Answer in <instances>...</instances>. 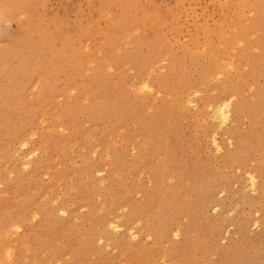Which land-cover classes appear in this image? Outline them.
Here are the masks:
<instances>
[{
  "label": "rangeland",
  "instance_id": "374dc122",
  "mask_svg": "<svg viewBox=\"0 0 264 264\" xmlns=\"http://www.w3.org/2000/svg\"><path fill=\"white\" fill-rule=\"evenodd\" d=\"M0 264H264V0H0Z\"/></svg>",
  "mask_w": 264,
  "mask_h": 264
},
{
  "label": "bare ground",
  "instance_id": "6f19581e",
  "mask_svg": "<svg viewBox=\"0 0 264 264\" xmlns=\"http://www.w3.org/2000/svg\"><path fill=\"white\" fill-rule=\"evenodd\" d=\"M250 3V2H249ZM242 6H243V4H242ZM255 10V9H254ZM232 18V17H231ZM47 19V18H46ZM82 20V19H81ZM232 21V20H231ZM244 37V36H243ZM245 38V37H244ZM263 72V71H262ZM260 75H261V73H260ZM245 98V97H244ZM243 98V99H244ZM242 102V101H241ZM219 113V112H218ZM221 114H223L224 115V117H225V114H226V111H222V113ZM222 115V116H223ZM258 116V115H257ZM25 128V127H24ZM229 132V131H228ZM248 137H250V136H248ZM249 142H251V141H249ZM135 205V204H134ZM136 248V247H135ZM132 253V252H131Z\"/></svg>",
  "mask_w": 264,
  "mask_h": 264
}]
</instances>
